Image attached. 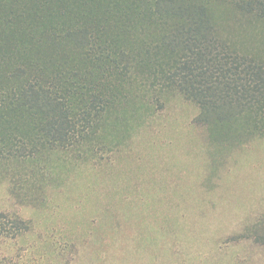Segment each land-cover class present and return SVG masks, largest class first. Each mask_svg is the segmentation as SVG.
Here are the masks:
<instances>
[{
  "label": "rangeland",
  "instance_id": "374dc122",
  "mask_svg": "<svg viewBox=\"0 0 264 264\" xmlns=\"http://www.w3.org/2000/svg\"><path fill=\"white\" fill-rule=\"evenodd\" d=\"M227 31L264 58V24ZM198 111L137 82L88 152L0 175V264H264V136L219 146Z\"/></svg>",
  "mask_w": 264,
  "mask_h": 264
},
{
  "label": "trees",
  "instance_id": "16d2710c",
  "mask_svg": "<svg viewBox=\"0 0 264 264\" xmlns=\"http://www.w3.org/2000/svg\"><path fill=\"white\" fill-rule=\"evenodd\" d=\"M242 21L264 24V0H0V175L88 152L137 82L195 103L219 146L264 136V58L227 31Z\"/></svg>",
  "mask_w": 264,
  "mask_h": 264
}]
</instances>
